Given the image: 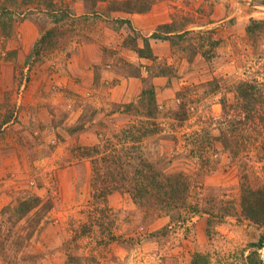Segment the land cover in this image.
<instances>
[{"label": "rangeland", "instance_id": "1", "mask_svg": "<svg viewBox=\"0 0 264 264\" xmlns=\"http://www.w3.org/2000/svg\"><path fill=\"white\" fill-rule=\"evenodd\" d=\"M157 1L56 0L57 7L34 10L27 17L17 11L4 17V25L0 24V155L7 162L4 165L15 170L3 178L2 185L8 181L6 189L11 191L10 198L4 195L8 202L2 208L31 197L41 202L19 225L10 223L5 228L0 264H48V260L51 264H194L197 255L208 254L212 264L264 263V226L235 217L210 226L208 214L194 215L186 222L166 212L143 209L127 194L98 197L93 181L101 187L112 179L105 169L97 178L99 173L94 174L84 149H92L100 140L104 143L130 121L147 120L145 115L152 111L141 105L142 93L129 102L138 103L137 112L142 115L121 107L97 124L92 123L93 113L69 126L65 123L75 119L76 106L69 104L62 112L51 108L57 103L51 100L63 92L85 36L94 34L101 41L105 37L101 24H117L116 42L123 51L136 50L140 55L137 40L142 38L144 44L135 73L146 75L143 90L154 87L158 108H152L155 118L148 119L162 129L146 142L149 158L167 174L180 172L193 178L192 202L206 198L218 208L225 201L240 202L244 177L256 188L264 184L262 164L235 162L228 154L219 158L213 154L207 163L190 142L193 133L207 127V120L220 118L221 100L226 96L233 101L235 85L255 79L264 92V8L243 9L248 0H160V5L174 2L179 10L173 24L149 37H140L129 23L110 17L132 7L152 8ZM253 1L244 7H264V0ZM203 7H227L233 20L215 24L219 21L213 11ZM247 13L253 16L245 23ZM203 22L205 28H193ZM169 30L177 33L168 36ZM152 42L163 45L161 54L153 52ZM112 50L108 68L122 66L126 61L122 50ZM124 67L134 69L126 63ZM156 77L163 78L162 85L154 84ZM182 113L188 114L184 121L177 117ZM85 129L96 131L94 144L75 143ZM208 205L204 201L202 207ZM5 220L0 218L3 229ZM22 244L25 248L19 250Z\"/></svg>", "mask_w": 264, "mask_h": 264}, {"label": "trees", "instance_id": "2", "mask_svg": "<svg viewBox=\"0 0 264 264\" xmlns=\"http://www.w3.org/2000/svg\"><path fill=\"white\" fill-rule=\"evenodd\" d=\"M31 3L32 0H0V24L4 25L6 14L13 11H17L21 17H27L34 10L44 11L45 7H57L56 0H37L34 6L30 5ZM150 9L151 7H132L126 10L131 13H143ZM139 53L142 55V49ZM258 85L255 79L235 85L232 90L233 101L226 96L221 100L223 113L220 118L211 117L206 122L207 127L192 134L194 137L190 142L199 151L200 158L208 159V163L212 160L213 154H217V158L221 154H228V157L235 162L243 163L248 160L262 164L264 173V92ZM155 98L154 87L151 85L143 90L139 99L144 109L148 107L152 111L145 115L152 119L155 118L154 109L158 108ZM149 101L154 104L152 107L148 106ZM123 107L124 112H136L142 115L139 111L137 112L138 103L136 105L127 103ZM187 116V113L177 115L180 121L186 120ZM148 118L133 124L130 121L122 131L114 133L104 143L100 140L92 149L82 148L83 155L92 159L94 174L99 173L97 178L105 169L112 179L111 183L103 184L101 187L95 183L96 180L93 181L92 188L94 190L98 188L100 192L98 197L105 198L116 192L127 194L137 206L143 209L156 213L166 212L171 217L186 222L194 215L208 214L210 226L212 222L227 223L226 219L233 217L240 222L248 220L260 227L264 226V184L256 188L248 182V177H244L245 181L241 184L242 195L239 203L229 200L223 205L219 203L220 208H218L210 201H206V198L203 201L201 199L198 202L195 200L192 202L191 199H195L192 197L195 190L193 188L196 187L193 178L180 172L167 174L149 158L146 142L152 135L161 133L162 129ZM150 125H156L159 129L150 128ZM204 201L206 205L209 204V207H202ZM40 202V198L31 197L21 201L17 206L10 205L0 209V218H6V223L3 221V226L5 224L6 226L4 229L0 227V237L10 223L14 226L19 225L21 220ZM0 224L2 225V221ZM18 237L23 239L20 234ZM28 238L25 240H29ZM24 245L18 246L19 250L24 249ZM257 246L260 247L261 243ZM194 264H212L211 255H197V261Z\"/></svg>", "mask_w": 264, "mask_h": 264}, {"label": "crops", "instance_id": "3", "mask_svg": "<svg viewBox=\"0 0 264 264\" xmlns=\"http://www.w3.org/2000/svg\"><path fill=\"white\" fill-rule=\"evenodd\" d=\"M160 1V0H159ZM155 2L154 6L150 11L144 13H128V12H113L111 19L125 21L124 23L127 25L129 23L131 30L133 32H137L140 37H149L154 32L163 27H169L174 22L175 13L177 10L174 6L176 5L174 2L164 3L163 5ZM253 0H248L245 5H251ZM263 2V1H262ZM198 4V3H197ZM196 4V5H197ZM244 5V6H245ZM199 6V5H198ZM242 7L243 9L247 8H258L262 10L264 7ZM180 8V7H178ZM205 10L213 11V18H216L219 22L215 24H225L227 20H233L232 14H228L227 7H203ZM96 9V8H95ZM174 10V11H173ZM97 11H100L97 7ZM103 11V10H102ZM264 12V9L262 10ZM174 12V14H173ZM253 15H245L246 21L249 22L250 18ZM113 20V21H114ZM117 24L111 25L109 24H101V27L104 28L105 37H102V40L99 41L94 37V34H89L85 36L82 44L79 47L78 52L72 60L71 73H68V77L65 83H63V92L62 94H58L60 98H53L51 100L52 103L57 102L54 106H51L52 109L65 110L67 105H75L76 117L75 119H71L70 122L66 121L69 126H74L78 124L85 115L93 114L95 117L92 120L93 124H97L100 120L104 119L105 116H109L114 113L123 105L136 100L139 95H141L144 89V79L146 77L143 73H135L137 70L136 65L141 62V56L135 50H122V47H119L116 41L117 34L115 33V26ZM206 24L196 23L193 25V28H205ZM167 35H174L177 32L169 30ZM152 41V40H150ZM115 42V43H114ZM114 45V46H113ZM118 46V47H117ZM137 46L139 49L144 48V44L142 43V38L137 40ZM162 44L155 45L154 42L151 43V48L154 53H160ZM117 48V49H116ZM115 50H122L121 56H123L124 60L122 61V66L117 64H113L114 68H108L109 64H112L113 57H111L110 53ZM157 49V50H156ZM115 53V52H114ZM124 63L128 64V67L134 68L126 69L124 67ZM185 66L188 67V62L184 60ZM193 65V64H192ZM191 65V66H192ZM192 69H196L194 66L190 67ZM163 78L156 77L153 81L154 84L162 85ZM34 91V90H33ZM57 107V108H55ZM43 109V108H42ZM58 111V110H57ZM46 122V121H44ZM50 122L52 125H58V123ZM46 122V123H47ZM59 128V126H58ZM99 127L96 126V131ZM47 132V130L44 128ZM54 130V128H53ZM90 132V130H82L77 138H75V143L78 145H91L94 144V134L96 133ZM7 163L4 160V157L0 155V207L2 208L3 203L8 202L4 200V195H8L10 189H6L8 181L5 182V186L2 185L3 178L7 172L11 173L12 168H8L4 164ZM8 182V183H7ZM7 183V184H6ZM15 183V182H14ZM12 186V185H9ZM15 186L11 187L14 188ZM10 198V196L8 195ZM2 201V202H1ZM252 258V257H251ZM255 261H251L254 263ZM47 264V263H44ZM48 264L51 262L48 260ZM257 264H264L262 261H259Z\"/></svg>", "mask_w": 264, "mask_h": 264}]
</instances>
